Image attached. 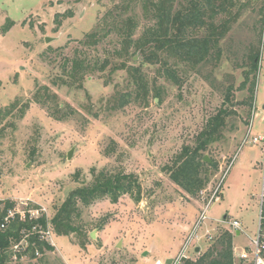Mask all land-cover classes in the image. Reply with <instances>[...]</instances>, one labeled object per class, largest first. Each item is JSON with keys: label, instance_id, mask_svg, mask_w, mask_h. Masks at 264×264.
Returning a JSON list of instances; mask_svg holds the SVG:
<instances>
[{"label": "rangeland", "instance_id": "374dc122", "mask_svg": "<svg viewBox=\"0 0 264 264\" xmlns=\"http://www.w3.org/2000/svg\"><path fill=\"white\" fill-rule=\"evenodd\" d=\"M121 1L0 0V108L19 101L0 125V208L6 201L18 209L44 206L53 217L73 189L92 180L93 167L134 173L142 187L140 201L125 194L117 202L104 198L80 204L77 221L88 234L84 247L77 234L56 233L53 250L34 258L29 254L12 258V264H167L166 256L179 252L196 220L200 199L176 184L166 167L184 145L193 144L208 117L225 103L229 87L234 113L225 137L205 152L218 169L204 187L218 183L220 166L224 169L228 161L223 156L235 154L220 200L212 203L210 213L213 223L225 216L242 221L245 233L236 237L239 244L248 243L256 232L261 158L257 145L242 143L251 124V80L240 87L245 80L240 63L243 53L260 44L258 12L264 0H237L233 10L241 7L240 14L222 40L224 52L217 65L189 70L182 87L160 75L159 64L145 65L151 88L148 102L132 100L114 109L111 99L116 89L129 90L125 70L116 72L107 84L108 69L89 73L81 87L54 84L53 79L62 72L65 58L76 52L102 61L120 47L122 36L114 31L96 46H86L82 39ZM187 1L176 0V7ZM142 4L137 0L127 11L139 21L134 38L155 21L144 16ZM8 19L14 24L4 31ZM140 59L136 54L135 60ZM260 68L257 83L264 73V50ZM40 85H49L58 94L62 110L55 101L44 106L34 100ZM155 85L161 97H156ZM24 103L29 106L21 114ZM211 243L200 242L202 250L192 258Z\"/></svg>", "mask_w": 264, "mask_h": 264}, {"label": "trees", "instance_id": "16d2710c", "mask_svg": "<svg viewBox=\"0 0 264 264\" xmlns=\"http://www.w3.org/2000/svg\"><path fill=\"white\" fill-rule=\"evenodd\" d=\"M136 1L122 0L115 4L102 17L97 28L87 32L82 39L84 45L96 46L102 38L114 31L122 36L119 48L102 61H92L87 55L82 56L80 52H76L73 58H65L61 65L62 72L54 77L53 83L81 87L89 73L104 72L108 69L104 75L107 84L116 72L125 70L129 76L127 87L129 90L116 89L111 99L112 108H122L132 100L147 103L151 88L144 66L159 64L158 73L169 82L182 87L189 70H199L209 63L217 65L220 62L224 52L222 40L229 32L232 22L238 18L241 8L236 12L233 10L238 3L237 0H189L179 7H176V0H142L144 16L155 21L139 37L134 38L139 21L136 15H127V11L133 9ZM258 14L262 27L264 4ZM58 16L56 15L55 20L59 26L61 20ZM63 16H72V13H64ZM7 21L8 25L4 31L14 24L12 19ZM259 43L257 46L252 45L243 53L240 63L245 78L240 87H245L251 80L248 87L250 112L261 58L259 48L261 39ZM136 54L141 56L139 61L135 60ZM232 91L233 87L227 89L225 103L208 117L196 134L193 144L184 145L174 158L173 164L166 167L171 179L189 194H198L218 169L214 160L205 159V152L211 144L225 137L228 120L234 113L229 105L233 101ZM155 95L161 97L160 89L156 85ZM34 100L46 106L50 100L57 102L58 94L49 85H40L35 90ZM18 106L19 101L15 100L5 108H0V125ZM28 106L29 103H24V107L20 109L21 114L25 113ZM57 108L62 110L59 102ZM91 173L92 180L73 189L51 218L58 235L77 234L81 247L86 245L88 234L77 221L81 215L80 204L90 205L104 198L117 202L125 194H130L136 201H140L142 194L141 183L134 173H127L122 169L97 170L95 167ZM4 204V207L0 208V224L8 209L14 205L10 201ZM41 221L45 224L44 218ZM32 223L15 219L6 228L0 227V264H12L14 254L11 250V241H20L23 236L21 231L24 228H31ZM53 249V246L39 239L37 235H31L27 248L17 253V258L24 254L34 258L36 250L45 252ZM183 264H234L232 233L227 229H221L205 251L195 259L185 260Z\"/></svg>", "mask_w": 264, "mask_h": 264}, {"label": "built area", "instance_id": "2783aa9c", "mask_svg": "<svg viewBox=\"0 0 264 264\" xmlns=\"http://www.w3.org/2000/svg\"><path fill=\"white\" fill-rule=\"evenodd\" d=\"M261 49L264 50V15L261 27ZM262 52L260 58V69H262ZM259 62V63H260ZM257 89L253 100L251 109V124L244 143H252L260 149V167L262 171L261 187L258 200V222L257 229L253 236H249V242L246 244H239L236 237L245 233L243 223L240 219L235 217L217 218L215 223L210 213L211 206L214 201L220 200L221 189L225 174L230 165L235 159V154L226 157L223 156L225 167L221 165L222 175L215 186H206L199 191L200 209L196 220L188 230L179 252L171 258V262L167 264H183L185 260L192 259L193 253H199L201 250L200 242L213 241L216 235L222 229L229 230L233 235V259L234 264H264V73L262 78L258 79ZM256 127V130H255ZM28 206V205H26ZM45 219V224L41 219ZM48 214V209L44 206L26 207L18 209L15 206L10 207L0 224L1 228H6L13 220L19 219L21 221H31L32 227L24 228L21 232L23 234L20 241H11V250L13 251V258L17 259V253L25 250L29 244V237L37 235L39 239L46 241L51 246H56L55 235L56 232ZM199 249V250H198ZM40 253L36 250V255ZM25 254L21 256L24 257ZM161 264L160 262H158Z\"/></svg>", "mask_w": 264, "mask_h": 264}, {"label": "crops", "instance_id": "0c3cea01", "mask_svg": "<svg viewBox=\"0 0 264 264\" xmlns=\"http://www.w3.org/2000/svg\"><path fill=\"white\" fill-rule=\"evenodd\" d=\"M201 250H202V248H201ZM173 257V255H168V256H166V262L169 260V259H171Z\"/></svg>", "mask_w": 264, "mask_h": 264}, {"label": "water", "instance_id": "95a60500", "mask_svg": "<svg viewBox=\"0 0 264 264\" xmlns=\"http://www.w3.org/2000/svg\"><path fill=\"white\" fill-rule=\"evenodd\" d=\"M68 155H69V157H70V156L72 155V151H70ZM205 159L207 160V157H206ZM198 250H199V249H198ZM170 262H171V259H169V260L167 261V263H170Z\"/></svg>", "mask_w": 264, "mask_h": 264}]
</instances>
